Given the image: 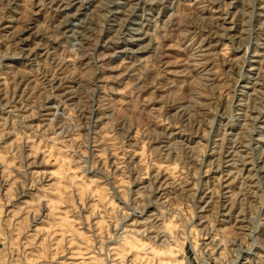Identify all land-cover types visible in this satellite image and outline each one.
I'll use <instances>...</instances> for the list:
<instances>
[{
  "label": "rangeland",
  "instance_id": "obj_1",
  "mask_svg": "<svg viewBox=\"0 0 264 264\" xmlns=\"http://www.w3.org/2000/svg\"><path fill=\"white\" fill-rule=\"evenodd\" d=\"M0 264H264V0H0Z\"/></svg>",
  "mask_w": 264,
  "mask_h": 264
}]
</instances>
